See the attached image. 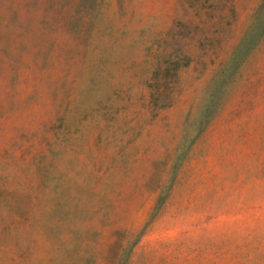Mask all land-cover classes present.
Wrapping results in <instances>:
<instances>
[{"label": "rangeland", "instance_id": "1", "mask_svg": "<svg viewBox=\"0 0 264 264\" xmlns=\"http://www.w3.org/2000/svg\"><path fill=\"white\" fill-rule=\"evenodd\" d=\"M0 264H264V0H0Z\"/></svg>", "mask_w": 264, "mask_h": 264}]
</instances>
